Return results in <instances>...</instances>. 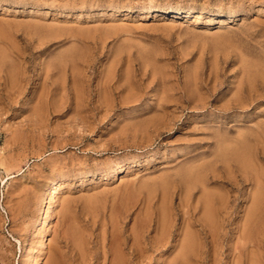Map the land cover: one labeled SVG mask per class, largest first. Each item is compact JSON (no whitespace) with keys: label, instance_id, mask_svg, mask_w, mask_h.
<instances>
[{"label":"rangeland","instance_id":"obj_1","mask_svg":"<svg viewBox=\"0 0 264 264\" xmlns=\"http://www.w3.org/2000/svg\"><path fill=\"white\" fill-rule=\"evenodd\" d=\"M257 130L264 0H0V264L33 261L23 239L41 243L46 226L32 225L54 178L44 264H172L189 229L204 264H228L264 193ZM205 191L226 234L216 245ZM257 226L249 248L264 257V213Z\"/></svg>","mask_w":264,"mask_h":264},{"label":"bare ground","instance_id":"obj_2","mask_svg":"<svg viewBox=\"0 0 264 264\" xmlns=\"http://www.w3.org/2000/svg\"><path fill=\"white\" fill-rule=\"evenodd\" d=\"M182 9V8H181ZM177 10V9H176ZM180 11V10H179ZM158 12V11H157ZM188 12V11H187ZM176 12H174V14H175ZM190 13V12H189ZM163 14V13H162ZM166 14H169V13H166ZM171 15V14H170ZM160 16H162V15H160ZM170 17V16H169ZM172 17V16H171ZM72 48V47H71ZM144 48V47H143ZM142 48V49H143ZM146 49V48H145ZM71 50V49H70ZM144 50V49H143ZM149 50V49H148ZM62 52V51H61ZM73 52H75V51H73ZM145 53H147L148 51H144ZM152 52V51H151ZM69 53V52H68ZM78 53V52H77ZM66 54V53H65ZM151 54V53H150ZM72 54H70V56H71ZM75 55H76V53H75ZM75 55H72L73 57L75 56ZM77 55H79V54H77ZM145 55V54H144ZM148 55V54H147ZM152 55V54H151ZM6 56V55H5ZM56 56V55H55ZM58 56V55H57ZM62 56V55H61ZM65 56H67V55H65ZM71 56V57H72ZM149 56V55H148ZM59 57V56H58ZM64 59L65 58H68L69 57V55H68V57H64V56H62ZM147 57V56H146ZM8 58V57H7ZM55 58V57H54ZM54 58H52V60L54 59ZM60 58V57H59ZM57 59V58H55V59H57L55 62H56V64H58V66L59 65H61V63H59V62H57L58 60L60 61V59H62V58H60V59ZM70 58V57H69ZM149 58V57H148ZM150 58H151V56H150ZM51 59V58H50ZM64 59H62L63 60V62H64ZM75 59V58H74ZM74 59H72L71 58V61L72 60H74ZM152 59V58H151ZM7 60V59H6ZM50 61V60H49ZM78 60H76V62H77ZM256 61V60H255ZM12 62V61H11ZM63 62H62V66H63ZM69 62V61H68ZM75 62V63H76ZM52 63L54 64V62L52 61ZM252 63V61L250 62V65H253L254 66V64H251ZM255 63V62H254ZM258 62L256 61V65L258 66V64H257ZM263 63V62H262ZM11 64V63H10ZM52 64V65H53ZM71 64H74L73 62L71 63ZM249 64V62H247V65ZM50 65H51V63H50ZM75 65H78V63H76ZM75 65H72V66H75ZM255 65V66H256ZM158 66V65H157ZM253 66H251L252 68L251 69H253ZM12 67V66H11ZM54 67V66H53ZM247 67H249V65L247 66ZM246 67V68H247ZM259 67V66H258ZM261 67V66H260ZM55 68H57V66H55ZM160 68V67H159ZM58 69V68H57ZM61 68H60V66H59V70H60ZM249 69V71L251 70L250 69V67L248 68ZM254 69H256L255 67H254ZM254 69L253 70H251V71H254ZM258 69V68H257ZM256 71V70H255ZM258 71H260V69H258ZM258 71H256V72H253V73H258ZM249 73H251V72H249ZM259 73H262V72H259ZM125 75V74H124ZM124 75H123V77H124ZM127 75V74H126ZM126 75H125V77H126ZM252 75V74H251ZM259 75V74H258ZM254 76V75H253ZM250 77V76H249ZM109 79H110V77H108ZM131 79H132V77H131ZM134 82V81H133ZM239 96V95H238ZM240 98H241V96H240ZM239 98V99H240ZM236 99V98H235ZM243 99V98H242ZM110 100V99H109ZM245 101V100H244ZM40 102V101H39ZM44 102V101H43ZM236 102V101H235ZM247 103V102H246ZM39 104V103H38ZM239 104V103H238ZM105 105V104H104ZM242 105V104H241ZM244 105V104H243ZM38 106V105H37ZM228 106H231V105H228ZM237 106V105H236ZM162 108H163V106H162ZM164 109V108H163ZM161 112H162V110H161ZM158 113V112H157ZM34 115H35V113H34ZM260 125V124H259ZM258 125V126H259ZM243 128L244 129H246L245 127H242L241 129V131H238L239 133L240 132H242V133H245L244 131H246V130H243ZM249 128H247V130H248ZM257 129V128H256ZM240 130V129H239ZM250 130V133H251V131H254V130H251V129H249ZM248 130V131H249ZM257 131H260V130H257ZM246 133H247V131H246ZM258 133V132H257ZM255 134V133H254ZM262 134V135H261ZM248 135V134H247ZM247 135H245L244 137H247ZM253 135V134H252ZM259 135H261V136H264V134L263 133H261V131H260V133H259ZM239 136L241 137V135L239 134ZM243 136V135H242ZM249 136V135H248ZM260 136V137H261ZM219 137H220V135H219ZM222 137H224V135H222L221 136V138ZM244 137H243V140H244ZM237 138V137H236ZM235 138V139H236ZM223 140H221L220 138H219V141L220 142H222V143H224V142H228V141H230V140H226L225 139V137L224 138H222ZM229 139V138H228ZM235 139H231V141H233V140H235ZM238 139V138H237ZM241 140H242V138H240ZM247 139H248V137H247ZM263 139H264V137H263ZM239 140V139H238ZM250 140H251V138H250ZM249 139H248V141L249 142H251ZM233 142H236V140L235 141H233ZM232 142V143H233ZM242 142V141H241ZM240 142V140H239V142L238 143H241ZM229 143H231V142H229ZM228 143V144H229ZM225 144V143H224ZM237 144V143H236ZM235 144V145H236ZM245 144V143H244ZM246 144H247V142H246ZM223 145V144H222ZM226 145V144H225ZM229 145H231V144H229ZM218 146V145H217ZM217 146H216V148H217ZM221 146V145H220ZM224 146V145H223ZM228 146V145H227ZM238 146H240V144H238ZM244 147V146H243ZM215 148V150H217ZM225 148H227L226 146H225ZM232 148V147H231ZM239 150V149H238ZM218 151V150H217ZM221 151V150H220ZM224 151V150H223ZM222 151V152H223ZM228 152V151H227ZM238 152V151H237ZM226 153V152H225ZM229 153V152H228ZM216 154V151H215V153H214V160L217 158H215V156L217 155H215ZM232 154V153H231ZM230 154V155H231ZM212 155H213V153H212ZM219 155V154H218ZM239 158H241V161L243 162V164L244 165H250V162H249V160H248V156L245 154V152H239ZM207 159V158H206ZM218 159V158H217ZM213 160V159H212ZM240 160V159H239ZM202 161H203V159H202ZM201 161V162H202ZM204 161H205V159H204ZM130 162H132V161H130ZM136 162V161H135ZM208 162V161H207ZM256 162V161H255ZM138 163V162H137ZM195 163H197V162H195ZM214 163V162H213ZM259 163V162H258ZM191 164V163H190ZM194 163H192V165H193ZM205 164H207V163H205ZM209 164V163H208ZM139 165V164H138ZM201 165H202V163H201ZM200 165V166H201ZM216 165V164H215ZM118 166V165H117ZM207 166V165H206ZM129 167V166H128ZM187 167V166H186ZM185 167V168H186ZM190 166H188V168H189ZM196 167V166H195ZM242 167V166H241ZM182 168H184L183 166H182ZM197 169H198V167H196ZM195 168V169H196ZM208 168V167H207ZM212 168V167H211ZM215 168V167H214ZM202 168H200V170H201ZM204 169V168H203ZM210 169V168H209ZM179 170H181V168L179 169ZM183 170H186V169H182V172H183ZM193 170V169H192ZM191 170V171H192ZM258 170V169H257ZM120 171H121V167H118V168H115V171H113L112 173L114 174V176H113V178L114 179H117V178H120L119 176H120ZM189 171V170H188ZM189 172V175H188V173H187V175L188 176H190V173H192V172ZM202 171V170H201ZM204 171H205V169H204ZM185 172V171H184ZM197 172H199L198 170H197ZM259 172V171H258ZM56 173V172H55ZM93 173V172H92ZM186 173V172H185ZM185 173H183V174H185ZM208 173V172H207ZM210 173V172H209ZM212 173H213V170H212ZM216 173H218V171L216 172ZM248 173V172H247ZM215 174V173H214ZM213 174V175H214ZM55 174L53 173V176H54ZM91 175V174H90ZM52 176V177H53ZM88 176V175H87ZM163 176V175H162ZM186 176V175H185ZM195 176V175H194ZM208 176V175H207ZM252 176V175H251ZM250 176V177H251ZM112 177V176H111ZM158 177V176H157ZM156 177V179H158ZM161 177V176H160ZM200 177V176H199ZM54 178V177H53ZM165 178H167V177H165ZM169 178V177H168ZM264 178V177H263ZM160 179V178H159ZM158 179V181H160ZM161 179H163V177H161ZM192 179V178H191ZM50 180H52V179H50ZM190 180V179H189ZM189 180H188V182H189ZM195 180V179H194ZM193 180V181H194ZM207 180V179H206ZM205 180V181H206ZM154 181V180H153ZM158 181H156L157 183H158ZM163 181V180H162ZM201 181V180H200ZM208 181H209V179H208ZM196 182V181H195ZM153 183H155V182H153ZM208 183V182H207ZM61 180L59 179V178H54L51 182H50V184H49V186L48 187H46L45 189H44V191H43V194H42V196H41V200H39L40 201V204H39V207H38V211H37V213H39L38 215H39V217L37 218V220L34 222V224L32 225L33 226V228H35V229H37V228H40V227H43V226H46V230L43 232V234L41 235V237H42V239H39V240H41V243L40 242H36V244H32L33 246H30V243H29V240H30V234H32L31 232H28V234L27 235H25V237H24V239H23V245L25 246V253H23L24 255V259L25 260H32L33 259V261L32 262H30L29 264H44L43 262H44V252H45V250H47V248H48V245H47V234H48V232H49V230L51 229L50 228V226H51V223H53L52 222V219H53V215H54V211H53V209H52V204H53V202L55 201L54 199H56L58 196H59V191H60V188H61ZM196 184V183H195ZM209 184V183H208ZM206 185V184H205ZM204 185V186H205ZM254 185H256V184H254ZM46 186V185H45ZM165 186V185H164ZM198 186H199V182H198ZM41 187V186H40ZM205 187H207V186H205ZM42 188V187H41ZM44 188V187H43ZM211 188V187H210ZM209 189V188H208ZM253 190H255V188L253 189ZM38 191H39V189H38ZM223 193V192H222ZM204 196H205V198H204V208H205V216H206V218H204V220H202V224H203V226H204V229H205V231H206V233L211 237V242H212V244H218L219 243V241L221 240V239H223V238H225V233L222 231L221 232V230L220 229H217L216 227H215V224H213V223H215L216 222V215H217V209H216V206L214 205V199H215V197H214V195H213V193L211 192V191H205V193H204ZM219 197V196H218ZM221 199H223V197L221 196L220 197ZM59 202V201H58ZM55 204H53V206H54ZM174 210V209H173ZM159 211V210H158ZM260 213H264V193H263V190H262V188H259L257 191H256V193H255V197H254V199H253V205H252V208H251V210H250V212L247 214V222L244 224V229H243V231H242V239H243V241H241L242 243H240V244H238V242L239 241H237V243L235 244V248H238V252L236 253V255H234V257L232 258V260L229 262L230 264H264V257H263V255H262V252H260V250L259 249H256V250H253V249H250L249 248V245H253V246H261V243H260V236H258L257 235V232H258V230H257V225H258V220H259V216H260ZM55 217V216H54ZM169 223V222H168ZM174 224V223H173ZM192 225V224H191ZM172 227V226H171ZM44 229H45V227H43ZM174 229V228H173ZM33 230V229H32ZM43 230V229H42ZM169 229L168 228H166V230L164 231V232H166V231H168ZM35 232H37V230L35 231ZM42 232V231H41ZM50 233V232H49ZM38 234H40V233H38ZM36 235V234H35ZM162 237V236H161ZM234 237V236H233ZM264 237V236H263ZM262 237V238H263ZM33 239V238H32ZM35 239V238H34ZM49 239V238H48ZM264 240V239H263ZM169 241V240H168ZM167 241V242H168ZM167 242H165V240H164V242H163V239L162 238H160V240H159V238H158V240H157V242L155 243V245L157 246V247H164L165 245H166V243ZM173 242V241H172ZM198 242H197V239H196V234L194 233V232H192L190 229L188 230V232L186 233V236L185 237H183V239H182V241H181V251L179 252V254H177L175 257H173V263L172 264H191V263H197V264H202L203 262L205 263L207 260H208V258H209V256H210V249H209V247L208 248H203V247H199L198 246V244H197ZM222 243V242H221ZM169 244V243H168ZM178 245V243H177V241H175V243H171V246L170 247H173L174 248V246H177ZM200 245V244H199ZM204 245V244H203ZM166 247V246H165ZM163 250V249H162ZM236 250V249H235ZM46 254V253H45ZM39 256V257H38ZM37 257L39 258V260H37ZM36 258V259H35ZM35 259V260H34ZM42 259V260H41ZM171 259V258H170ZM170 262V261H169ZM203 263V264H204ZM228 263V264H229ZM28 264V263H27ZM213 264H217V263H213Z\"/></svg>","mask_w":264,"mask_h":264}]
</instances>
